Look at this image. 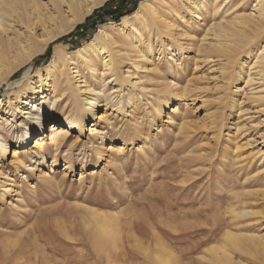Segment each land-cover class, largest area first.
I'll use <instances>...</instances> for the list:
<instances>
[{"label": "rangeland", "instance_id": "rangeland-1", "mask_svg": "<svg viewBox=\"0 0 264 264\" xmlns=\"http://www.w3.org/2000/svg\"><path fill=\"white\" fill-rule=\"evenodd\" d=\"M61 1L36 0L41 14L30 20L23 12V19L15 15L8 34L15 38L22 33L25 46L60 24L67 29L69 11ZM107 1L93 7L58 39L75 32ZM128 1L123 8L132 7L133 0ZM142 1L131 13L140 10L131 19L135 28L122 30L115 25L131 15L127 14L118 22L108 18L95 29H81L70 41L53 40L0 85L1 107L10 102L19 107L0 119L3 140L10 143L6 160L0 162L1 264H152L155 254L169 264H207L204 251L226 232L264 243V97L250 94L253 86L245 84L248 72L239 75L237 65L223 73L220 59L224 58L206 50L217 42L213 26L224 14L196 13L190 0H151L140 9ZM225 1L230 13L250 14L261 22L254 8L257 0ZM161 14L168 28L150 24V33L144 32L136 46L126 41ZM101 28L110 48L122 57L116 73L105 70L102 58H98V71L87 70L76 55ZM262 38L264 27L252 48ZM57 49L81 64L79 72L73 73L86 76L79 85H91L104 97L83 141L75 146H70L71 140L60 143L54 155L37 143L48 145L53 127L59 128L58 122L66 126L69 119L63 106L56 110L50 104L54 93L47 84L41 132L38 121L26 126L29 146L14 156V150L23 146L15 131L21 129L20 123H28L23 110L30 108L24 101L17 102L14 94L23 82L40 85L38 71L45 78L44 69ZM36 95L39 100L41 94ZM100 150L102 162L97 161ZM82 207L101 214L122 213L124 235L142 234V247L126 240L115 261H108L104 253L95 257L97 252L82 227ZM11 240L15 243L8 248ZM35 257H39L36 262ZM235 259L238 264H264V250Z\"/></svg>", "mask_w": 264, "mask_h": 264}, {"label": "bare ground", "instance_id": "bare-ground-1", "mask_svg": "<svg viewBox=\"0 0 264 264\" xmlns=\"http://www.w3.org/2000/svg\"><path fill=\"white\" fill-rule=\"evenodd\" d=\"M149 1L151 0L142 1L140 9L147 8L150 5ZM190 1H192L191 4L194 5L196 13L200 11L213 12L214 16L220 13L224 14L221 17L220 22L213 26L212 32H214L217 42L215 44L210 43L207 45L206 50H208L209 53L215 54L218 58H224V60L220 59V64L224 71L223 73H227L228 70H234V67L237 65L240 66V72H238L239 75L243 72H248V79L245 81V84L253 86V88L250 89V94L260 98L264 97V38H262L261 43L258 42V45L255 48H252L254 39L258 38L261 28L264 27V0H257L254 6V8L259 11V16L262 19L259 23L255 22L254 17L250 14L246 16L245 14L234 15V13H230V10L227 8V2H223V0ZM61 2L67 4L69 11V13L65 15V19L69 21L67 29H64L63 24H60L51 32L44 35L42 39L37 40L34 38L28 41L27 45L23 46L21 40L22 33H18L17 37L12 38L8 34V28L12 26L11 21L15 20L13 19L15 15H17L18 18L23 19L21 16L22 12L28 16V20L32 19L36 14H41L37 2L36 0H0V85L4 81H7L11 76L17 74L18 70L30 62L37 54L42 52L49 42L57 40L63 31L74 28L75 23L83 21L93 7L102 5L105 0H63ZM139 11H135L133 14L123 17L122 21L117 24L115 23V25L118 28H122V30L127 26L135 28L131 19L132 17L137 16ZM70 15L71 17H69ZM55 20L56 19H52V21ZM150 24H158L160 25V29H166L170 26L166 22L164 15L161 14L154 16L151 21L143 24L144 31H138L137 35L131 33V36H129L126 41L131 46H136V44L141 42V39L145 35L144 32L150 33ZM104 32V29L101 28L99 33H97L91 41H89L84 47H80L76 50V55L80 57L82 66L87 70L98 71V58H102L104 60L103 65L105 70L107 69L112 73H116L117 71L115 69L118 64L121 63L122 57L118 56L117 53L110 48L111 46H109L108 41L105 40L106 34H104ZM69 63L75 66L70 67ZM80 65L81 64L79 63L78 65L71 56H68L61 50L58 51L57 49L55 51V58L46 65L44 69L46 71L45 78L41 74V70L38 71L39 86H35V84L29 81L20 84L14 94L15 99L17 102L24 101L28 106L30 105V108L28 111H25V108L23 110V114L27 115L26 118L28 119V123H20L17 127L21 129L17 128L15 131L17 132V134L15 133L16 137L21 136L19 144H22L23 146L19 150H14V156L21 151H25L29 146V128L26 126L34 125L38 121V128L41 132L42 119L44 118V110L47 109L48 100H50V104L56 106V110H58L60 105L63 106L62 109L68 111L69 121L66 126L65 123L58 122L59 128H55L51 125L53 129L50 132V143L48 145L40 142L37 143L40 145L42 151L47 150L48 153H54V155H56L61 148L60 143L63 144L66 141L71 140L70 146H75L83 141L82 137L86 131L88 122L95 115L99 100L104 97V93L96 90V88L91 85H87L85 88L79 85L80 83L85 82L86 77L85 75H81L80 77H78L77 74L73 75V73L79 72ZM47 84L52 88V92L54 93L51 99H48V95H45V92L43 91V87ZM112 93L114 94L115 90H113ZM36 94H41L39 100V96ZM40 100L42 101L41 104L35 105ZM129 100L132 99L130 98ZM3 101L4 100L0 98V119L10 114V112L13 113L19 108L18 103L15 102H10L8 107L3 108L1 107ZM61 126L66 128L64 129ZM3 129L4 128L0 126V131ZM23 134L26 135L25 139H23ZM3 137L0 132V162L5 161L9 154L10 143L3 140ZM40 139L43 140L44 138L41 137ZM104 159V153L100 150L97 161L102 162ZM83 210L84 213L81 218L82 227L86 232L93 249L97 252V254L93 253L96 255L95 257L104 253L108 261H115L119 258L116 251L121 248L126 240L133 241L134 247H142V234L138 237L135 233L129 231L127 237L124 235L122 219L120 218L122 213L111 215L101 214L97 212V210L91 208H83ZM151 233H153V235L156 234L155 231H152ZM157 240H160L158 235ZM5 243H7V241ZM11 243L15 242H12L11 240L7 245L8 248L13 246ZM262 250H264V243L260 239L258 241L255 238L240 237L233 233L226 232L223 237L218 240L217 244L212 245L208 250L204 251V254H207L208 257L207 255H203V257L207 264H238L235 259L236 257L245 259V255L255 256L261 254ZM27 254L29 255V253ZM36 258L37 257H35V262L39 257ZM24 261L22 262L24 263ZM42 263L44 264V261ZM151 263L169 264V261L164 260L160 255L155 254L153 259H151ZM13 264L20 263H16L15 261Z\"/></svg>", "mask_w": 264, "mask_h": 264}, {"label": "trees", "instance_id": "trees-1", "mask_svg": "<svg viewBox=\"0 0 264 264\" xmlns=\"http://www.w3.org/2000/svg\"><path fill=\"white\" fill-rule=\"evenodd\" d=\"M137 1L138 0H133V4L131 3L132 7L125 9L123 7H125L126 4L129 2L128 0H109L104 4V6L95 9L93 14L87 17L85 23L77 26L75 32H72L69 35L59 38L55 42H60L64 40L70 41L73 39L77 31L79 32L81 29L84 30L89 28L95 29L98 24L105 23L108 18L118 22L120 21L121 17L127 14H131L134 11ZM49 54H50V49H48L45 56L48 58Z\"/></svg>", "mask_w": 264, "mask_h": 264}]
</instances>
